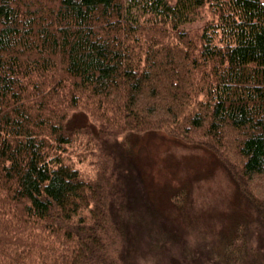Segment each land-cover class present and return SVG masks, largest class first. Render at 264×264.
Masks as SVG:
<instances>
[{
  "label": "trees",
  "instance_id": "1",
  "mask_svg": "<svg viewBox=\"0 0 264 264\" xmlns=\"http://www.w3.org/2000/svg\"><path fill=\"white\" fill-rule=\"evenodd\" d=\"M151 132L214 152L254 211L193 264H264V0H0V264H129L105 140Z\"/></svg>",
  "mask_w": 264,
  "mask_h": 264
},
{
  "label": "rangeland",
  "instance_id": "2",
  "mask_svg": "<svg viewBox=\"0 0 264 264\" xmlns=\"http://www.w3.org/2000/svg\"><path fill=\"white\" fill-rule=\"evenodd\" d=\"M189 10L182 24L185 29L200 26L206 19L201 9ZM109 139L105 148L114 151L120 183L130 195V200L124 194L122 199L123 221L129 226V264L199 263L205 254L190 258L191 251L216 250L220 234H228L234 223L247 221L256 227L253 209L214 152L159 132L128 134L129 149ZM82 157L83 175L93 176L94 152H84ZM180 186L186 188L188 199L178 211L166 199L169 191Z\"/></svg>",
  "mask_w": 264,
  "mask_h": 264
},
{
  "label": "bare ground",
  "instance_id": "3",
  "mask_svg": "<svg viewBox=\"0 0 264 264\" xmlns=\"http://www.w3.org/2000/svg\"><path fill=\"white\" fill-rule=\"evenodd\" d=\"M182 27V26H181Z\"/></svg>",
  "mask_w": 264,
  "mask_h": 264
}]
</instances>
